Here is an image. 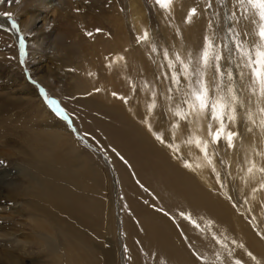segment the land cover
I'll list each match as a JSON object with an SVG mask.
<instances>
[{
	"label": "rangeland",
	"instance_id": "obj_1",
	"mask_svg": "<svg viewBox=\"0 0 264 264\" xmlns=\"http://www.w3.org/2000/svg\"><path fill=\"white\" fill-rule=\"evenodd\" d=\"M35 2L36 0H0V12L7 13L12 10L9 12L11 18L17 22L22 17V12L32 9ZM209 3L211 7H208ZM70 4L71 7L67 9V19L73 30L70 37L64 39L65 42L61 35L55 41L58 44L50 42L47 49L39 52L34 51L30 45L31 34L27 33L30 25L20 31L24 40L23 54L11 33L0 26V264H42L38 255L22 253L21 249L17 248L20 243L12 241L27 240L26 236L31 233L23 222L31 223V218L39 217L34 210L30 216V203L33 206L42 203L41 198H37V185L45 173L39 168L29 166V156H26L28 152H22L24 149L31 150L29 145L36 140V145L40 142L42 149H45L42 160H45L46 164H52L58 156L67 155L73 160L74 169L83 165L85 177L90 178L87 182L91 185L89 193L82 190L84 195H81L76 192L77 194L67 201L69 211L66 224L70 225L71 230L68 239L65 229L56 232V235H59L57 246L60 254L65 255V263L70 254L68 258L71 264H159L161 254L152 235L159 231L167 236L172 227L161 219L148 220L144 210L145 205H150L153 210L159 208L155 204H158L164 192L169 190L167 186H162V183L167 184L165 178L169 169L163 162L158 161L157 154L149 146L153 144L155 149L158 148L157 144L160 148H164V144H171L174 147L176 140H181L188 148L193 147V152L197 153V150H200L194 144L188 143V140L193 138L194 130L198 134L197 137L205 139L204 132L207 130L208 134V124H214L213 130L218 126V122L210 121L209 116L199 113L198 110H189L182 103V93L187 87V81L182 74L179 85L171 81L173 69L167 67L164 50H168L172 59L179 53L185 63H188V55L191 53L194 64L203 49L206 36L212 38L217 46L227 45L222 49L225 59L220 63L225 71H232V84L240 99L244 101L243 107H237V121L241 127L249 124L255 128L260 125L261 117H264L255 111L258 110L256 102L261 101L258 100V93L253 95L249 89V70L243 69L244 76H240L243 66H237L240 61L234 44L227 38L232 35L227 30L232 27L234 31L241 33V39L259 42L258 37L254 35L256 28L241 17L242 10L236 0H173L170 11L161 9L155 0H71ZM134 5L137 8H134ZM193 7L197 8V15L189 23L186 17ZM135 9L137 25L131 23L135 22L132 15ZM234 11L239 17L238 22L230 19ZM53 12L47 11L46 18L58 20L57 11ZM96 29H101L102 32H97ZM145 30L149 33V42H137V37ZM245 30L252 35L245 37ZM90 31L91 36L87 34ZM100 43L103 44L106 56L112 53L111 47L115 45L119 57L122 56L123 60L115 59V53L112 54V60V55L102 56L99 52ZM68 45L73 46L72 49ZM153 46L157 49L155 52L151 50ZM66 49L71 50L69 54H66ZM84 51H87L86 59L82 58ZM91 55L92 58H89ZM130 59L132 61H129ZM88 61L89 68L82 73L78 64L82 62V65H86ZM38 64L41 67L38 68ZM176 69L179 70L180 66L176 65ZM212 75L210 69L207 73L210 84ZM116 76L122 83L119 87L120 94L110 104H102L99 98L103 93L108 94V88ZM85 78L90 79L91 85L104 81L105 86H99L100 89L96 88V91L78 88ZM224 82H228L226 75ZM24 84H28L32 90L31 96L25 94L26 87H21ZM86 85L89 89L94 88L90 84ZM212 87L214 88V85ZM41 89L50 98L57 100L68 119L56 114ZM153 102L155 107L150 109L149 105ZM130 103L135 107H131ZM178 105L180 110L188 112L187 120L175 115ZM44 106H47L48 114L43 113ZM134 109L137 113H133ZM249 109L257 121L255 126L248 120ZM225 123L228 124L227 120ZM61 125L67 131H63L60 136L51 137L46 142L42 141L44 136L48 137L50 133L52 135L56 132L55 127ZM232 125L229 129H232ZM178 131L179 135L176 134ZM157 135L162 136L164 141L159 142ZM210 144L214 148L211 149ZM210 144L208 152L212 159L213 151L220 153L222 148L226 150L228 147L224 140L214 144L210 139ZM216 148L220 151H216ZM31 153L30 151L29 155ZM188 153L192 151L189 150ZM199 154L198 159L201 158ZM121 156L123 160L120 159ZM185 156L187 157V154ZM195 158L197 159L196 155ZM225 160V157L220 159L223 165H226ZM199 161L208 165L204 156L203 160ZM262 161L264 163V159ZM214 172L209 168L210 175ZM228 174L230 172L227 171L226 175L229 176ZM34 177L37 180L33 182L31 179ZM189 196L192 199L195 197ZM161 211L162 215L171 217L165 209ZM175 225L179 232H184V241L188 237V231L182 230L179 223ZM154 228H158V231H152ZM170 236L177 239V236ZM11 237L9 243L1 242ZM27 247L29 252L33 251L30 246Z\"/></svg>",
	"mask_w": 264,
	"mask_h": 264
},
{
	"label": "bare ground",
	"instance_id": "obj_2",
	"mask_svg": "<svg viewBox=\"0 0 264 264\" xmlns=\"http://www.w3.org/2000/svg\"><path fill=\"white\" fill-rule=\"evenodd\" d=\"M70 2L71 0H36L32 9L30 8L22 12V17L17 20L15 28L9 27L10 24L12 25L13 19L3 15V13L0 12L1 29L8 30L13 36L12 38L16 42L17 46L21 48L20 31L23 29V27L30 25L27 30V33L31 34L30 39L32 41L30 45L36 52L45 50L49 47L50 42L54 43L55 41H57L56 39H58L61 35V37H63V40H67L66 38L70 37V33L73 32L67 19V9L71 7ZM134 8L137 7L134 5ZM50 10H52V12L54 10L57 11L56 13L58 15V20L52 19L50 17L46 18L47 11ZM9 12H12V10L7 11V13ZM43 13H45V15H43ZM132 15L135 22L131 23H135L137 25V9L134 10V14ZM139 15H141V13ZM84 18H86V16ZM138 20H140V18ZM73 24H71V26ZM121 24H123V22ZM136 28H138V26H136ZM104 34L106 35V33ZM55 43L58 44V42ZM102 45L103 44L100 43L99 52H101L102 56H106L103 51ZM72 47L70 49H72ZM117 49L118 48L115 45H112V53L106 57H110L112 54L114 55V53L115 59L119 57L120 54L118 55ZM70 51L71 50H68L66 54H69ZM84 53V57L82 58L86 59L88 57L86 56L87 51H84ZM113 55L111 57V60L112 58L114 59ZM89 58H92V55L91 57L89 56ZM128 58H130L129 55ZM90 61H92V59ZM90 61H88L86 65H82V62L78 64L79 67L81 66L82 68V73L89 68ZM129 61L132 60L130 59ZM39 67H41V65H39L38 68ZM133 69H135V67ZM111 75L110 77L112 78ZM137 79L139 78L137 77ZM81 82L82 85H79L78 88L82 87V89H88L90 91H96V88L100 89L98 88L99 86H103V88L105 86L104 81H102L100 84L91 85L90 79L88 80L87 78H85V80ZM86 84H90L91 86H94V88L89 89ZM27 85L28 84H24L21 87H26V90L24 91L25 94H30L32 90H30L29 86ZM120 86H122L121 79L119 80V78L116 76L114 79H112V82L108 88V90H110L108 94L103 93V95L99 98V100H102L101 103L103 102L106 104H110L112 101H114L116 96L120 94ZM113 93H115V95H113ZM258 100H260L261 102H256V104L258 105L257 107H264V98H259L258 95ZM41 102L42 100L40 99L39 104H41ZM132 103L130 104L132 105ZM131 107H133V105ZM42 111L44 114L49 113L47 106L42 107ZM255 111L258 112V115L264 116V113H260L258 110ZM133 113H137V110L134 109ZM145 116H147V114ZM227 125L229 127L232 124H229L228 122ZM250 127L251 125L249 124L245 127H241L239 121H236V123L232 125V129L230 127V130L238 131L240 133V136L235 139L234 147H227L226 150L225 148H222L220 153L213 151V159L211 157L213 165L215 167V172L213 175L209 174V168L213 169V165H207L204 164V161L203 163L199 161V159L203 160L204 153L202 152V154L200 155V151L198 150L197 153L196 151L193 152V147L188 148L181 140L179 142L176 140V146L174 147H169V145L164 144V148H160V146L157 144L158 148L155 147L154 149L155 145L153 146V144H151L149 146L157 154L158 161H160L161 163L163 162L164 165L169 169V172L165 178L167 180V184L162 183V186H167L169 190L166 193L164 192L163 197L160 199V201L158 200L159 203L155 204L158 205L159 208L153 210V208L150 209V205H145L146 209L144 210L145 216L148 220L161 219L163 222L165 221V223L172 227L171 233L167 236L164 233L159 232L158 228L152 229V231H158L155 235H152V237L156 239L157 243H154L159 247V251L161 254V257L159 255L161 259L159 264H235V261L237 259L241 260L242 264H264V188L260 187V185L264 183V173H258V170L256 169L253 170V173L251 175L247 173L249 161L254 160L257 165V169L260 167H264V163L262 161V159H264V155L258 154L264 153V128H262L260 125H257L255 126L256 129L251 127L252 131H249ZM55 130L56 132H54L52 135L50 133L48 137L44 136V139L42 141L46 142L51 137L60 136L63 131H67V129H65L62 125L60 127L56 126ZM259 130L260 132L258 133ZM206 131L207 130H205L204 132V137L205 139L209 140L210 144V138ZM176 134L179 135V131ZM192 134L193 138L198 136L195 130ZM158 141L160 142V140ZM36 143L37 140L31 142V144L29 145V148L31 150L26 151L24 149L22 152H28L26 156H29V166L39 168L40 171H43V173H45L43 177H40L39 183L37 185V189L39 190L37 198H41L42 203L36 204V206H33L30 203V216L32 215L34 210L39 214V217L34 216V218H31V223L23 222L24 226L26 224V226L29 227L28 232L31 233L29 236H26L27 240L20 242L19 239H13L12 241L14 243H20V246H18L17 248L21 249L22 253L36 254V256L38 255L39 259L42 261V264H71L68 258L70 254H68L69 256L66 255V263L65 255H63L64 253L62 255L60 254L57 246V238L59 235L57 236L56 232H60V230L62 231V229H65L64 231H66L68 239L71 230L70 225L66 224V217L69 211L67 201L70 200V197L72 195L77 194L76 192L81 193V195H84L83 191L88 192V189L91 187V185H89L87 182L90 178L87 179L85 177L86 173L85 167L83 165L74 169V167L72 166L73 160H70L67 155L58 156L55 158L52 164L49 162L46 164V161L42 160V157L45 156V149H42L40 142L38 146L36 145ZM193 144L194 143H192V145ZM210 148L212 149L214 147L210 144ZM188 149L192 151V153H188ZM33 150L36 152H34ZM218 150L216 148V151ZM30 151L32 152L31 155H29ZM241 152L243 153L241 156L242 158L240 157ZM186 154L187 157L185 156ZM198 154L201 157L199 159ZM195 155L197 156V159L195 158ZM221 157H225L227 159L225 160L226 165H223V163H221ZM186 164H190V167H186ZM71 166L72 169L70 168ZM227 171L230 172V174H228L229 176L226 175ZM217 173H219V176L217 175ZM227 177H229V180H227ZM36 180L37 179L35 177L31 179V181L33 182ZM229 181L230 183H228ZM189 195H194L195 197L192 199ZM162 209H165L166 212L171 215V217L162 215L160 213ZM181 211L190 214L191 218L197 221L200 227L195 228L196 226L191 223L190 220L180 217L179 212ZM176 223H179L182 230H184L185 232L188 231L186 232L188 237L184 241V232H179L177 230V227L175 225ZM170 235L177 236V239L172 238ZM11 239L12 237L8 238L6 241L1 242L7 244L11 241ZM27 246H30L33 251L29 252ZM229 253H231V255H229ZM249 253H251V256L248 255ZM42 257L44 259H42Z\"/></svg>",
	"mask_w": 264,
	"mask_h": 264
},
{
	"label": "snow or ice",
	"instance_id": "obj_3",
	"mask_svg": "<svg viewBox=\"0 0 264 264\" xmlns=\"http://www.w3.org/2000/svg\"><path fill=\"white\" fill-rule=\"evenodd\" d=\"M155 3L161 9L170 11L173 0H155ZM236 4L239 9L242 10L241 17L255 26L256 31L254 35L258 37L259 42L252 39L247 41L241 39V33L234 31L232 27H229L227 30L232 35L227 38L234 44V50L240 61L237 66L240 67L241 64L243 66L240 72L241 78L244 76L243 69H248L251 75V84L249 85L250 91L253 95L258 93L259 98H264V0H236ZM208 7H211L210 3L208 4ZM3 15L11 18V13H3ZM195 15H197V8L193 7L188 12L186 17L187 22L190 23ZM230 19L238 22L239 17L237 16L236 11L232 13ZM12 27H16L15 20L12 22ZM96 31L100 32L101 29H96ZM87 34L89 36L92 35L91 32ZM213 35L215 34L213 33ZM243 35L245 37H249L252 33L245 30ZM137 42H149V33L147 30H145L142 35L137 37ZM20 43L21 53L23 54V38H21ZM224 47H227V45L221 44L217 46L213 43L212 38L206 36L203 49L199 53L194 64L191 53L188 55V63H185L179 53L175 54L174 59L169 57L168 50H164L163 55L167 60V67L173 69L170 75L171 81L179 85L181 74L187 81V87L182 93V103L186 106V108L189 110H198L199 113L209 116L210 121L218 122V126L214 130L212 123L210 122L208 124V136L210 137L211 142L218 144L224 140L227 142L228 147H234V141L238 136H240V133L238 131L230 130L225 121L227 120L229 124L237 121V107H243L244 101L240 99L232 84V71H225V69L221 66V60L225 59L222 53V49ZM151 50L155 52L157 49L153 46ZM116 59L122 60L123 57H117ZM176 65L180 66L179 70L176 69ZM210 69L213 72L211 84L207 79V73ZM165 75L167 76V74ZM225 75L227 76V84L224 82ZM212 85H214V88ZM177 90L179 91V88H177ZM169 91H172V89H169ZM41 92L45 96L49 106L54 109L56 114L61 115L64 119H68L66 113H64V110L60 107L57 100L50 98L43 89H41ZM113 95H115V93H113ZM153 95H155V93H153ZM168 99H171V97H168ZM154 107L155 102L149 105L150 109ZM258 111L260 113H264V107L258 108ZM175 115L185 120L188 119V112L180 110L179 105L177 106ZM247 116L248 120L253 125H256L257 121L251 109L248 110ZM259 124L262 128H264V117H261ZM249 131H252V129L250 128ZM157 139L163 142L162 136L157 135ZM188 143H194L195 146L204 153L205 161H207L209 165H213V161L208 152L209 140L194 137L189 139ZM169 147H172V145L169 144ZM258 154L264 155V153ZM120 159L123 160L124 158L121 156ZM185 166L190 167V164H186ZM254 169L264 173V167L257 169L255 161H249L247 173L251 175ZM213 171H215L214 165ZM217 175L219 176V173H217ZM260 187L264 188V183H262ZM179 216L190 220L197 228L200 227L199 223L193 220L190 214L181 211L179 212ZM229 255H231V253H229ZM248 255L251 256V253ZM235 264H242V261L237 259Z\"/></svg>",
	"mask_w": 264,
	"mask_h": 264
}]
</instances>
